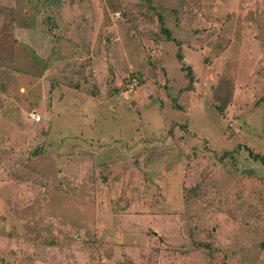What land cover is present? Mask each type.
<instances>
[{
  "label": "rangeland",
  "instance_id": "rangeland-1",
  "mask_svg": "<svg viewBox=\"0 0 264 264\" xmlns=\"http://www.w3.org/2000/svg\"><path fill=\"white\" fill-rule=\"evenodd\" d=\"M245 147L264 0H0V264H264Z\"/></svg>",
  "mask_w": 264,
  "mask_h": 264
},
{
  "label": "trees",
  "instance_id": "trees-1",
  "mask_svg": "<svg viewBox=\"0 0 264 264\" xmlns=\"http://www.w3.org/2000/svg\"><path fill=\"white\" fill-rule=\"evenodd\" d=\"M159 20H160V18H158ZM161 21V20H160ZM163 33H164V35H165V37L167 38V39H170V35H169V31L168 30H166V29H164V28H161L160 29ZM181 58V57H180ZM184 71H185V73H184V75H185V77L188 79V82H189V84L192 82V80H193V78H192V72H191V68H190V66L189 65H185V66H183V68H182ZM132 80V79H131ZM135 83H133V82H130V84L128 83V88H130L129 86L130 85H134ZM245 149H246V151H247V153H248V155L250 156V157H252V159L253 160H259L260 161V163L261 164H263L264 165V156L263 155H259V154H256V153H253L250 149H248V148H246L245 147Z\"/></svg>",
  "mask_w": 264,
  "mask_h": 264
},
{
  "label": "built area",
  "instance_id": "built-area-1",
  "mask_svg": "<svg viewBox=\"0 0 264 264\" xmlns=\"http://www.w3.org/2000/svg\"><path fill=\"white\" fill-rule=\"evenodd\" d=\"M130 88L132 87V85L129 86ZM31 119H33L34 121H39L40 120V115L38 113L35 112H31L30 113Z\"/></svg>",
  "mask_w": 264,
  "mask_h": 264
}]
</instances>
